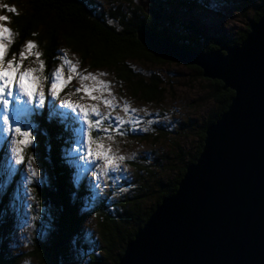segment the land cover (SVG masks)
I'll list each match as a JSON object with an SVG mask.
<instances>
[{"label": "rangeland", "instance_id": "1", "mask_svg": "<svg viewBox=\"0 0 264 264\" xmlns=\"http://www.w3.org/2000/svg\"><path fill=\"white\" fill-rule=\"evenodd\" d=\"M94 1L102 9H107V5L114 2L111 0ZM144 2H147L146 11L153 0H144ZM158 3L160 6H166L165 13L171 19L167 23L165 22V26L171 27L170 31L172 34L174 33V36L177 34V37L182 35L184 38L192 37L193 32L187 26L192 23L202 26L208 35L218 34L215 37L225 35L235 38L240 30L245 29L250 18L259 10L258 5H260L261 0H256L257 4L255 5L244 0H158ZM15 5L11 0H0V16L7 17L6 21H0V26L10 30V18L6 8H20V6L16 5L15 7ZM136 5L140 4L136 3ZM154 20H164V14L154 18ZM196 39H199L200 42V38L196 37ZM11 41L12 33L10 38L0 41L5 45L3 68L7 71L9 68L8 61H12L13 67L19 65L15 74L17 78L20 73H29L28 80L25 81L29 84L33 78H38L39 83L35 86V91L43 94V102L40 103L34 99L29 104L27 98L19 94L15 84L12 88V96L0 93V100L8 102V112L14 117L10 122L11 126L15 127L19 122L22 130H27L31 134V143L23 147L24 162L18 166L14 162V156L9 147L13 133L9 132L6 136L4 125L0 123V147L5 149V154L1 153L0 150V164L5 166V173L7 174V176H3L5 179L0 178V242L8 246L5 251L6 256H14L15 259L19 260L17 263L24 264L25 261H28V264H40L38 258L31 257L30 253L27 252L31 248L33 240L48 241L54 233L56 222L59 220L62 221L61 232H63L62 227L66 220L75 225L78 221V226L75 228L78 232L74 235L73 233L70 234L69 240H67L73 253L67 264H90V251L99 255H105V252L100 243L97 247L93 245V250L88 246L82 248L79 245L80 239L87 242L89 240L88 235H95L96 213L93 214L89 211L98 202H102V205L109 202L110 206L117 209L116 203L130 191L137 193L141 190V194H145L147 191L159 192V178L166 180L171 176L169 170L161 168L160 162L164 163L163 159L169 152V145L172 142H177L184 149V152H193L197 145L198 129L205 121L210 107L208 80L211 79L202 77V75L195 76L186 64L178 62L164 61L158 63L155 60V62L152 61V58H148V61L135 62L132 67L141 75L158 73L165 81L163 99L159 102L145 103L131 97L122 84H117L112 72L110 73L104 68L90 67L86 62H81L78 56L65 46H61L59 61L49 70L48 86L46 87L43 83L44 73L41 67L43 59L37 56L38 52H36L35 47L29 50L26 44L19 54L10 57L7 52ZM208 41L211 40L208 39ZM29 42L33 43V41ZM57 69H60L61 80L65 83L53 95L52 82L55 79L54 74ZM50 76L53 80L49 79ZM84 77H89V79H84ZM91 77H95V79H91ZM84 89H89L90 95L95 99H90L89 94H86ZM104 101L109 102L107 106ZM69 104L79 105L86 110L95 108L99 116L90 114L89 119L93 122L103 121V123H100L98 128L89 130L80 118V109L68 107ZM3 115L4 109L0 104V117ZM41 117L48 118L47 120L52 123L53 129L58 135L62 134V130L67 129L69 138L65 139L62 134L60 135L61 140H59V143L63 144L68 142V145L64 144L65 146L58 150L61 155L63 176L66 179L65 185L61 189L64 193L66 190L69 192H67L69 206H75L76 218L71 216L69 209L65 216L63 200L60 197L61 191L59 202L54 201L52 196H42L39 193V189L42 187L48 189L46 185L49 183V173L39 164L35 154L38 137V132H36L38 130L35 126L38 125ZM160 127L163 131L159 130ZM86 130L90 131L93 141L90 145L93 153L91 156L88 153L89 145L85 143ZM145 132L157 136H160L162 132L165 134L161 139L157 138L153 141L152 139H142ZM97 141L103 145L108 155L115 157L107 165L103 158L96 155L99 151L96 147ZM28 148L31 152V162L25 156ZM140 165H144L146 170L144 171ZM164 166L166 165L164 164ZM30 168L35 170V176L30 175ZM135 171H138V179L134 175ZM18 173L19 179L15 183L16 194L14 198L21 191L22 194L20 195L23 201H20V205L18 203V206L15 207L14 200H10L7 204L1 200H3V195L9 186V181ZM147 173L148 181L145 182V186L139 177ZM81 185L88 187L91 198L87 199L82 196ZM32 187L36 189L34 190ZM148 197L150 198L147 199L144 206L146 209L153 205L151 196ZM7 208L12 211L13 217L6 214ZM24 210L27 212L24 213ZM109 210L110 208L106 207L100 209L107 214H109ZM22 212L23 218H21ZM6 222L7 226H4ZM130 223V229L135 228L136 221L135 223L130 221ZM123 233L126 235V230H123ZM76 238H79V241ZM50 240L48 242L51 245L52 241ZM83 241L82 244L84 245ZM18 253L19 258L17 257ZM111 258H105L103 264H110ZM17 263L15 262V264Z\"/></svg>", "mask_w": 264, "mask_h": 264}, {"label": "trees", "instance_id": "2", "mask_svg": "<svg viewBox=\"0 0 264 264\" xmlns=\"http://www.w3.org/2000/svg\"><path fill=\"white\" fill-rule=\"evenodd\" d=\"M111 1L114 2H110L107 5V9H102L94 0H11L20 8L15 9V12H8L10 32L12 33V41L9 42L8 46V56L19 54L27 42L33 41L39 58L43 59V83L47 87L49 70L58 63L60 47L65 46L76 54L81 62H86L90 67L104 68L108 72H112L116 83L122 84L134 99L145 103L159 102L163 99V92L165 91V87H163L165 86V81L161 75L158 73L141 75L132 67L133 63L141 62V60L148 61V58H152V61L155 60L158 63L164 62L156 55L150 53L138 39L140 30H150L156 33L159 38L167 37L166 39L172 41L177 47L187 51L208 52L218 49L223 43L233 45L242 41L250 29V22L257 21L264 11V0H261L260 5H258L259 10L250 18L245 29L240 30L235 38L225 35L215 37L218 34L208 35L202 26L192 23L187 25L193 32L192 37L184 38L183 35L177 37V34H175L174 36V33L172 34L170 31L171 27L165 26L171 17L166 15L164 10L166 6H160L158 0H153L151 6L160 11L161 14H164V20L161 21H155L153 16L145 11L144 7L136 5L134 0ZM244 1L251 2L254 5L257 4L256 0ZM194 36L200 38L201 43ZM208 39L211 41H208ZM187 67L191 69L195 76L202 75V70L198 66L187 64ZM208 81L210 107L205 121L202 122L201 127L198 129L197 145L193 152H184V149L177 142H172L169 145V152L163 159L164 163L160 162L161 168L169 170L171 176L166 180L159 178V192L154 191L151 193L147 191V193L141 194V190L137 193L130 191L124 194L122 196L123 199L116 203L115 207L117 209H114L109 202L105 201L108 204L102 205V202H98L89 211L93 214L96 213L97 226L95 235H88L89 240L87 242H84L83 239H80L81 241H79V238L76 239L82 248L88 246L92 250L94 249L93 245L97 247L100 243L105 252V255H99L90 251V264H103L107 257H112L110 264H117L126 243L133 238L136 230L146 221L161 199L176 191L177 184L185 173L186 167L198 158L203 147L206 127L215 122L227 109L234 93L231 89H223V83L220 80L211 79ZM35 128L38 130L36 131L38 132V137L35 145L37 161L49 173V183L46 185L48 189L42 187V189L40 188L41 190L39 189V193L42 196H52V199L58 202L61 197L66 213L65 216L68 214L69 209L71 216L76 218L77 210L75 206H69V196H67L69 192L66 190V193H64L61 189L65 185L66 179L63 176L62 162L60 161L61 155L58 150L65 146L64 144L68 145L67 141L64 144L59 143V140H61L60 135L63 134L65 139L69 138L67 129L62 130V134L58 135L54 131L52 123L45 117L40 118V122ZM159 130L163 131L162 127ZM147 132L142 135V139L155 141L157 138L161 139L165 134L162 132L160 136H157ZM0 150L1 153L5 154V149L2 146ZM25 156L27 159L31 157L30 148L26 150ZM140 166L143 167L144 171L146 170L144 165ZM6 171L8 172L7 168ZM137 174L138 171H135L136 179H138ZM3 176H7V174L5 173V166L0 164V178L5 179ZM147 177L148 173L139 177L145 186V182L148 181ZM18 179L19 173L9 181V186L3 195V200H1L4 204L14 200L15 207H17L18 203L20 205V201H23L20 195L22 194L21 191L14 198L16 194L14 187ZM17 188L19 189L18 185ZM60 191L61 195L59 197ZM81 192L85 198H91L87 186L81 185ZM148 196H151L153 205L146 209L144 206L147 199L150 198ZM103 207L110 208L109 214L100 211ZM25 211L27 212V210H24V213ZM6 214L13 217L9 208L6 209ZM15 215L18 216L19 213ZM23 217L22 212L21 218ZM130 221L134 223L136 221L135 228L130 229ZM76 223L75 225L71 221L66 220L62 227L63 232H61L62 221H57L54 233L50 238L53 239H48V241H52V244L50 245L48 241L34 239L31 248L27 252L30 253L31 257L38 258L40 264H67L73 254L71 245L67 240H69L70 234L73 233L74 235L78 232L75 229L78 226V221ZM4 226H7V222L4 223ZM123 230H126V235H124ZM2 244L6 251L8 246L5 243ZM9 257L10 259H8L6 264L17 263L18 259H15L14 256L9 255ZM17 257L19 258V253Z\"/></svg>", "mask_w": 264, "mask_h": 264}, {"label": "water", "instance_id": "3", "mask_svg": "<svg viewBox=\"0 0 264 264\" xmlns=\"http://www.w3.org/2000/svg\"><path fill=\"white\" fill-rule=\"evenodd\" d=\"M146 9L144 0H134ZM146 11L158 18L160 11ZM138 39L162 59L195 65L234 93L205 129L201 152L117 264H264V11L245 38L184 50L150 30Z\"/></svg>", "mask_w": 264, "mask_h": 264}, {"label": "snow or ice", "instance_id": "4", "mask_svg": "<svg viewBox=\"0 0 264 264\" xmlns=\"http://www.w3.org/2000/svg\"><path fill=\"white\" fill-rule=\"evenodd\" d=\"M6 10L8 12H15V9L11 7H7ZM6 20L7 17L0 16V21H6ZM10 37H11L10 30L6 27L0 26V41L4 39H8ZM26 47L27 49L31 50L35 47V45L32 42H28ZM4 53H5V45L3 43H0V93H3L7 96H12L13 95L12 88L13 85L15 84L19 94L26 97L29 104H31L34 99L42 103L43 94L35 91V86L39 83V79L33 78L31 84L25 83V81L28 80V77L30 75L29 73H20L17 78L15 74H16V69L19 67V65L17 64L15 67H13L12 61H8L9 68L7 71H5V69L3 68ZM38 55L39 54L37 53V56ZM21 56L23 58V53L21 54ZM54 75H55V79L52 82L53 95H55L56 91L59 88H61L65 83V81L61 80L60 69H57ZM49 79L53 80L51 76L49 77ZM84 79H89V77H84ZM91 79H95V77H91ZM84 91L86 94H89L90 99H95V97L90 95L89 89H84ZM104 103L107 106L109 102L104 101ZM0 104H2V107L4 109V115L0 117V123H3L4 125V132L6 136L9 132L13 133V138L11 139V144L9 145V147H10V151L13 153L15 164L19 166L22 165V163L24 162L22 151H23V147L31 143V134L27 130H22V127L19 122H17L15 127H12L10 122L14 119V117L8 112V102L6 100H0ZM68 107L80 109V118L88 126L89 130L98 128L99 124L103 123V121L93 122L92 120L89 119L90 114L99 116V113L96 112L95 108L86 110L84 107H81L79 105H70V104L68 105ZM117 122L119 123V121ZM105 131H107V129H105ZM92 142L93 141L90 136V131L86 130L85 143L89 145L88 147L89 156L93 154L92 148L90 146ZM96 147L97 149H99L96 155L103 158L105 160L106 165L111 160L115 159V157H112L107 154V152L103 148V145L98 141L96 142ZM28 159L29 162H31V157H29ZM29 172L30 175L32 176L36 175L35 170H32L31 168L29 169Z\"/></svg>", "mask_w": 264, "mask_h": 264}, {"label": "clouds", "instance_id": "5", "mask_svg": "<svg viewBox=\"0 0 264 264\" xmlns=\"http://www.w3.org/2000/svg\"><path fill=\"white\" fill-rule=\"evenodd\" d=\"M131 159V157H129ZM11 248V246H10ZM10 259V257L6 256L5 249L3 247L2 242H0V264H6V260ZM24 264H28V261H25Z\"/></svg>", "mask_w": 264, "mask_h": 264}]
</instances>
